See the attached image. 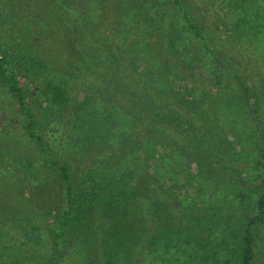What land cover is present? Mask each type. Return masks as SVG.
<instances>
[{
  "label": "rangeland",
  "instance_id": "1",
  "mask_svg": "<svg viewBox=\"0 0 264 264\" xmlns=\"http://www.w3.org/2000/svg\"><path fill=\"white\" fill-rule=\"evenodd\" d=\"M155 1L176 15L184 28L173 0ZM180 1L200 34L186 38L187 55H194L195 47H210L224 69L195 86L205 96L202 127L218 155L205 153V160L194 156L181 165L173 159L154 166L150 158L160 150L138 144L139 154L121 147L116 159L122 162H111L115 149L108 147L105 134L110 126L115 134L122 120L111 107L119 105L114 95L96 97L95 90L88 89L77 95L73 87L77 84L67 81L70 74L63 63L58 62L53 72L44 64H39L43 70L38 67L34 46L35 53L40 51L37 57L47 58L50 46L43 41H53V47L56 38L71 29L67 9L65 14L58 11L57 0H0V54L15 61L26 83L24 113L0 80V264H238L241 234L264 190L259 157L264 153V0ZM73 2L69 7L85 18L87 11L79 1ZM70 18L77 20L76 14ZM113 30L117 29L99 22L87 34L96 33L110 51ZM145 37L148 46L141 47L142 53L173 57L166 44L159 48L162 37ZM54 86L67 94L44 104L43 97L55 96ZM89 99H98L99 110H104L101 116L89 113ZM247 101L255 104V113L245 107ZM94 129L99 131L93 134ZM96 163H104L107 174L100 166L94 169ZM53 165L68 170V185L75 195L72 220L62 238L55 231L64 198ZM102 177L115 186L124 185L118 198L111 193L112 184L97 182ZM94 190L84 205L78 200ZM78 204L88 205L85 215H76ZM178 218L199 220L212 243L222 239L217 255L191 254L173 235L164 238L165 221ZM250 230L252 264H264V219ZM156 238V247L144 255V245Z\"/></svg>",
  "mask_w": 264,
  "mask_h": 264
},
{
  "label": "trees",
  "instance_id": "2",
  "mask_svg": "<svg viewBox=\"0 0 264 264\" xmlns=\"http://www.w3.org/2000/svg\"><path fill=\"white\" fill-rule=\"evenodd\" d=\"M73 1L75 0H68V3L63 4L61 0H57L58 11L65 14L67 9V21L71 29L57 37L53 47H51L53 41H43L44 45L48 43L50 46L47 50L49 53L45 55L47 58L37 57L39 55L36 53L40 52L35 53L37 46H34L33 56H36L34 59L37 58L36 62L40 69L43 70L46 65V70L50 72L55 71L58 62L63 63V69L66 70L67 75L70 74L67 81L70 80L77 84L73 86L77 95H82L85 93V89H88L95 90L96 97L110 94L118 99L119 105L111 107L117 112L114 116L122 120L115 128V134L110 131L111 126L105 134L109 136L108 147L115 149V152L111 154V162L114 160L122 162L120 158L116 159V154L121 147L125 151H136L139 154L136 144L141 145L144 149L155 146L160 150L158 155L154 154L150 158L154 166L165 165L174 161L173 159H175L174 164L181 165L187 160L196 158L194 156L205 160L207 159L205 153L210 157L216 156L212 155L213 153L218 155L216 151L218 148L215 149V146H212V139L202 127L204 118L202 100L205 99V96L201 93V89H196L195 86L219 76L223 67L220 59L210 47H195L193 48L194 55H187L184 45L186 38L188 36L198 38L200 34L191 18L182 12L181 1L173 0V4L180 13L179 18L181 17L183 20L184 28H182V22L177 20L176 15L168 13L163 9L164 7L155 4L158 3L155 0H151L154 2L152 4L149 3V0H76L87 11L85 18L79 17L76 9L69 7L74 5ZM238 1L240 4L244 3L242 0ZM75 14L76 21L70 18ZM99 22H106L119 31L118 36L117 30H113L114 42L110 51L103 42L98 41L96 33L90 36L89 33L87 34L89 30L91 31V27ZM73 30L77 35H72ZM136 31L140 32V35L134 34ZM130 33H132L131 37ZM63 35L70 38L65 39ZM147 35L154 39L162 37L163 41L159 48L166 44L173 57H166L164 54V57L156 55L154 58V55L147 56L142 53L141 47L148 46V40L145 37ZM256 35L257 33H253V37ZM150 48L154 50L153 47ZM148 54H152V51H149ZM174 55L178 58L176 59ZM188 59L191 64L187 62ZM167 76L170 78L168 79ZM0 80L6 82L7 90L12 94L18 109L26 113L23 92V88L26 87L25 78L17 70L15 61H8L4 54H0ZM182 83L189 86H181ZM78 85H81L79 89ZM53 90L56 91L53 94L55 96H42L44 104L50 101L58 102V97H65L67 94L64 89L57 86H54ZM96 100L89 99L92 102L89 113L99 117L104 110H99ZM85 104H89V102L86 101ZM244 105L250 113L256 112L254 103L247 101ZM92 107L98 109L99 113L97 110L93 111ZM128 122H130V127L127 125ZM98 131V129H94L93 134ZM35 140L41 141L39 138H35ZM125 143L129 145L127 146ZM259 157L264 179V153ZM104 163H96L94 169L100 166V172L107 174L108 170ZM201 163L205 164V162ZM53 166L59 174L62 184L60 193L64 198L63 209L55 231V236L62 238L72 220L75 195L68 185V170L64 166ZM97 182L108 183L107 186L112 184L111 179H107V177H102ZM112 185L116 190L111 191L110 189V191L114 197L118 198L124 185ZM102 188L105 192L106 188ZM95 191H91L87 195L82 194L78 200L82 199L81 203L84 205L88 196H92ZM77 207L76 215H85L88 205L78 204ZM255 210V215L246 220L239 240L238 264H252L253 237L250 229L264 219V190L256 200ZM169 217L171 216L169 215ZM165 222L168 226L164 228L168 233L164 234V238L166 235H173L176 242L190 248L191 254L204 257H209L211 254L217 255L216 249L222 245L223 240L212 243V240L206 236L204 228L198 225L199 220L196 218L168 219V222ZM114 227L116 229L118 225H114ZM158 241L159 238H156L145 244L144 255L147 254L148 249L155 248V243Z\"/></svg>",
  "mask_w": 264,
  "mask_h": 264
}]
</instances>
